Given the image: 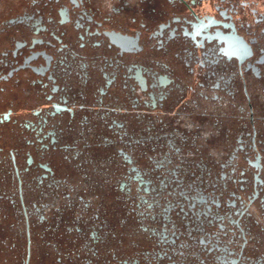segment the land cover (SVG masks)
Masks as SVG:
<instances>
[{
    "label": "flooded vegetation",
    "instance_id": "af4514ba",
    "mask_svg": "<svg viewBox=\"0 0 264 264\" xmlns=\"http://www.w3.org/2000/svg\"><path fill=\"white\" fill-rule=\"evenodd\" d=\"M0 264H264V0H0Z\"/></svg>",
    "mask_w": 264,
    "mask_h": 264
},
{
    "label": "rangeland",
    "instance_id": "374dc122",
    "mask_svg": "<svg viewBox=\"0 0 264 264\" xmlns=\"http://www.w3.org/2000/svg\"><path fill=\"white\" fill-rule=\"evenodd\" d=\"M102 154H103V152L102 151H99L98 154L95 155V156H93V158L91 157V159H96V160L101 161L103 159V155ZM100 166H101V164H100ZM98 170L101 171L102 168L100 167V168H98ZM83 172L84 173H87L88 172L91 176L93 175L92 177H95V178L98 177V181H101L100 180L101 174H99V176H98L96 174V171H94V167H92V166L89 165L88 167L85 168V170H83ZM95 178L93 180H95ZM93 180H91V181H93ZM96 180H97V178H96ZM95 186L97 187V190H100L101 191V189H99L100 188L99 187L100 186V183L99 184L97 183ZM104 202H105V209H106V211H107L108 214L113 215V217L116 220H117V218H122V216H120V214H121L122 211H121V208H120V205H119L118 201H115V203H114L113 206H111L110 203L107 200H104Z\"/></svg>",
    "mask_w": 264,
    "mask_h": 264
}]
</instances>
